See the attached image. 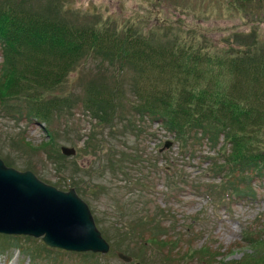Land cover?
<instances>
[{
    "label": "rangeland",
    "instance_id": "obj_1",
    "mask_svg": "<svg viewBox=\"0 0 264 264\" xmlns=\"http://www.w3.org/2000/svg\"><path fill=\"white\" fill-rule=\"evenodd\" d=\"M4 3L46 17L59 13L73 24L131 28L154 43L193 46L206 54L253 51L259 40L264 42V3L259 0L250 7L244 0H0ZM115 70L104 57L92 56L58 92L79 101L89 85H110L119 76ZM133 78L124 68L120 83L127 102L111 127H98L78 101L53 114L47 127L23 118L19 104L9 113L0 109V160L57 190H75L109 245L107 254L89 256L90 264H253L252 259L263 258L264 248L247 241L263 235L264 175L238 168L229 172L222 162L230 146L221 135L213 142L192 134L181 143L159 123L134 117L129 105ZM16 110L22 112L19 118ZM62 148L75 155H63ZM218 165L225 169L224 178H251L250 195L209 193L206 186L222 179L211 173ZM238 184L243 192L245 184ZM44 245L41 239L0 234V264L83 261V253ZM204 249L210 261L202 257ZM54 252L68 254L56 257Z\"/></svg>",
    "mask_w": 264,
    "mask_h": 264
},
{
    "label": "trees",
    "instance_id": "obj_2",
    "mask_svg": "<svg viewBox=\"0 0 264 264\" xmlns=\"http://www.w3.org/2000/svg\"><path fill=\"white\" fill-rule=\"evenodd\" d=\"M244 1L250 7L254 0ZM259 41L261 45L253 51L206 54L193 46L154 43L131 28L120 31L73 24L59 13L46 17L18 4H0V109L9 113L10 106L19 104L28 122L49 126L53 114L69 110L78 101L58 92L69 75L82 61L102 56L119 76L115 75L110 85H89L78 101L98 127H111L127 102L120 83L126 68L134 76V101L129 102L134 117L159 123L181 143L192 134L213 142L221 135L230 146L227 153L223 151L225 168L262 176L264 42ZM13 113L15 118L22 116L19 110ZM224 172L221 165L211 169L222 179L206 186L209 193L227 191L234 198L250 195L249 190L240 191L238 183L249 187L251 178H224ZM231 178L233 182L226 183ZM154 231L158 232L157 228ZM262 234L258 237L264 243V227ZM254 239L247 243L264 248ZM204 252L202 257L210 261V255H206L209 250ZM252 260L258 264L264 256Z\"/></svg>",
    "mask_w": 264,
    "mask_h": 264
},
{
    "label": "water",
    "instance_id": "obj_3",
    "mask_svg": "<svg viewBox=\"0 0 264 264\" xmlns=\"http://www.w3.org/2000/svg\"><path fill=\"white\" fill-rule=\"evenodd\" d=\"M62 153L75 155L67 148ZM94 224L87 205L73 189L59 191L32 172L17 171L0 160V234L40 238L51 248L70 252L105 254L108 245Z\"/></svg>",
    "mask_w": 264,
    "mask_h": 264
},
{
    "label": "bare ground",
    "instance_id": "obj_4",
    "mask_svg": "<svg viewBox=\"0 0 264 264\" xmlns=\"http://www.w3.org/2000/svg\"><path fill=\"white\" fill-rule=\"evenodd\" d=\"M260 172H262V171H260ZM264 175V173L262 174V176ZM250 181H251V179H250ZM250 181H249V187L247 186V184L245 183V185L244 186H242V189L245 191V189H246V191H248L249 189H250V187H251V183H250ZM242 197H248V195H244V196H242ZM95 225V224H94ZM95 228H96V230L100 233V231L97 229V227H96V225H95ZM2 235H7V234H2ZM100 235H101V233H100ZM101 238L103 239V237H102V235H101ZM104 240V239H103ZM105 241V240H104ZM105 243H106V241H105ZM54 250H60V249H58V248H53ZM63 254H68V253H65V252H54V255L56 256V257H59V256H61V255H63ZM99 254H101V253H97V255H99ZM105 254H107V253H105ZM105 254H102V255H105ZM84 257L82 258L83 259V261L82 262H80V264H90V262H89V256L90 255H88V254H82ZM88 256V257H87ZM86 258V259H85ZM85 260V261H84Z\"/></svg>",
    "mask_w": 264,
    "mask_h": 264
}]
</instances>
